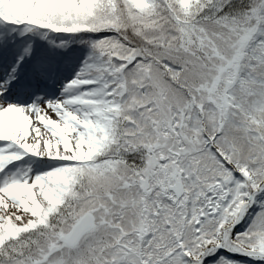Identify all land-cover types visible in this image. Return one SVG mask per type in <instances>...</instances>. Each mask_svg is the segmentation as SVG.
Listing matches in <instances>:
<instances>
[{
    "label": "snow or ice",
    "instance_id": "6c2138e0",
    "mask_svg": "<svg viewBox=\"0 0 264 264\" xmlns=\"http://www.w3.org/2000/svg\"><path fill=\"white\" fill-rule=\"evenodd\" d=\"M0 264H264V0H0Z\"/></svg>",
    "mask_w": 264,
    "mask_h": 264
}]
</instances>
